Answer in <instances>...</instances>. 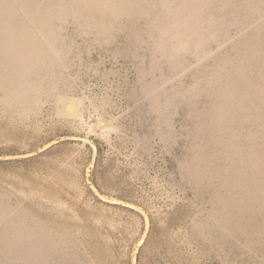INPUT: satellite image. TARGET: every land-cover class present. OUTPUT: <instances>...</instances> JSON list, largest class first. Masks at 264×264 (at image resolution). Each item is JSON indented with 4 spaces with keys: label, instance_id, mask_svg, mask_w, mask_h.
Masks as SVG:
<instances>
[{
    "label": "rangeland",
    "instance_id": "374dc122",
    "mask_svg": "<svg viewBox=\"0 0 264 264\" xmlns=\"http://www.w3.org/2000/svg\"><path fill=\"white\" fill-rule=\"evenodd\" d=\"M0 264H264V0H0Z\"/></svg>",
    "mask_w": 264,
    "mask_h": 264
}]
</instances>
